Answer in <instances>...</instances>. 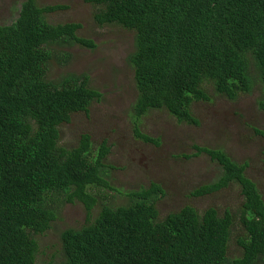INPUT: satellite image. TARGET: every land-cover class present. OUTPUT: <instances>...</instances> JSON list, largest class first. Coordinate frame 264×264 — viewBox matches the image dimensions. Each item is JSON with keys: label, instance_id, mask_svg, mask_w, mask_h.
<instances>
[{"label": "trees", "instance_id": "16d2710c", "mask_svg": "<svg viewBox=\"0 0 264 264\" xmlns=\"http://www.w3.org/2000/svg\"><path fill=\"white\" fill-rule=\"evenodd\" d=\"M85 1L95 8L97 26L116 24L133 33L127 62L137 94L131 112L135 134L144 142L158 144L139 129L152 111L198 125L192 109L213 101L209 87L231 102L259 87L264 113V0ZM63 7L24 0L18 18L0 25V264H37V236L50 228L58 209L78 201L90 213L96 204L91 191L110 188L100 176L110 151L106 140L94 149L83 133L76 146L58 143L60 126L77 112L87 114L102 97L84 73L47 79L52 44L95 46L76 34L80 23L47 21L46 13ZM194 148L193 155L206 154L221 172L189 196L237 187L241 203L235 216L227 208L198 211L190 204L160 215L156 202L165 191L150 183L127 191L124 205L103 204L93 222L87 218L78 228L64 229V259L56 264L264 262V198L247 176L253 174L251 162L234 161L219 148ZM232 236L239 255L229 254Z\"/></svg>", "mask_w": 264, "mask_h": 264}, {"label": "rangeland", "instance_id": "374dc122", "mask_svg": "<svg viewBox=\"0 0 264 264\" xmlns=\"http://www.w3.org/2000/svg\"><path fill=\"white\" fill-rule=\"evenodd\" d=\"M23 1L0 0V25L10 24L18 18ZM37 2L39 5L64 6L46 13L47 21L51 24L80 23L81 28L76 31L78 37L95 43L93 48L74 43L50 46L54 52L47 72L50 82L84 73L89 76L90 86L102 93L101 99L93 102L87 114L77 112L69 123L60 126L58 143L71 148L77 145L81 134L87 133L94 149L106 140L110 150L103 160L105 167L100 175L110 188L91 191L96 204L90 213L78 201L64 203L58 209L57 219L37 236V264L62 262L60 234L64 229L78 228L87 218L93 222L103 204L124 205L128 201L127 191L145 188L150 183L162 185L165 191L156 202L160 215L190 204L198 211L214 207L222 212L227 208L235 216L241 203L237 187L230 186L210 195L189 196L190 191L213 182L221 172L206 154L193 155L196 152L194 145L219 148L234 161L251 162L248 170L253 174L247 176L258 184L264 198V136L256 133V130L264 131V113L257 103L261 95L259 87L235 102L213 94L215 92L209 87L207 92L213 101L198 102L192 109L198 125L178 123L165 110L152 111L140 120L139 129L158 144L144 142L135 134L131 112L137 94L133 70L127 62L134 47L133 33L116 24L97 26L93 20L95 8L85 0ZM236 244V236H232L229 254H240Z\"/></svg>", "mask_w": 264, "mask_h": 264}]
</instances>
